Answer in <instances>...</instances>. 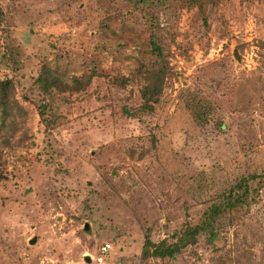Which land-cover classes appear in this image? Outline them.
<instances>
[{
	"label": "rangeland",
	"instance_id": "obj_1",
	"mask_svg": "<svg viewBox=\"0 0 264 264\" xmlns=\"http://www.w3.org/2000/svg\"><path fill=\"white\" fill-rule=\"evenodd\" d=\"M0 2L24 84L6 113L0 106V264H140L146 229L160 240L186 219L197 223L211 186L264 168V0H214L205 12L176 10L173 0L159 7L173 75L143 115L136 0ZM41 62L67 81L93 65L109 72L59 100L49 135L24 97ZM120 76L125 86L114 83ZM194 87L218 102L212 118L226 127L196 125L180 96ZM104 242L114 251L98 263ZM143 264H264V191L241 220H221L214 243L201 237L175 260Z\"/></svg>",
	"mask_w": 264,
	"mask_h": 264
},
{
	"label": "trees",
	"instance_id": "obj_2",
	"mask_svg": "<svg viewBox=\"0 0 264 264\" xmlns=\"http://www.w3.org/2000/svg\"><path fill=\"white\" fill-rule=\"evenodd\" d=\"M173 1L176 10L197 8L201 11L205 10L208 2H214V0ZM167 2L169 0H136L134 4L135 7L141 9L145 20L140 29L142 39L139 42L140 54L136 65V72L145 79V84L140 88L136 107V112L142 115L154 112L156 105L161 102V97L167 87V80L173 75L172 67L160 44L157 32L159 23L155 16V11ZM5 20V10L0 2V71L8 70L6 76L0 79V106L6 113L12 103V95L17 85L24 86V84L21 81L23 72L20 53L10 47L5 39L8 32L4 25ZM204 20H206L205 14ZM175 38L176 33L173 32L172 41H175ZM178 47L181 48V44ZM190 47L189 44L183 48L181 54L189 58ZM100 77H109V72L100 71L93 65L90 71L80 76H73L70 81H67L57 70L41 62L38 70L31 74L30 84L23 90L25 100L35 107V113L42 124V132L49 135L59 124L61 118V114L57 112L59 100L69 101L68 97L85 93ZM127 81L126 76L114 77V83L120 86H125ZM180 96L183 108L194 119L197 126L206 125L210 120H214L217 128L226 127L222 117L212 118L219 104L210 98L211 95L208 97L199 87H194L182 90ZM262 191H264V168L246 170L235 177L228 178L225 184L211 186L208 206L197 223L186 219L179 230L160 240L153 239L152 228L144 231L139 253L140 264L149 260H160L161 262L175 260L178 256H182L189 247L196 245L201 237L209 243H214L220 231L221 220L226 216L231 221L241 220L253 204L258 202ZM113 251L114 246L111 245L106 260Z\"/></svg>",
	"mask_w": 264,
	"mask_h": 264
},
{
	"label": "built area",
	"instance_id": "obj_3",
	"mask_svg": "<svg viewBox=\"0 0 264 264\" xmlns=\"http://www.w3.org/2000/svg\"><path fill=\"white\" fill-rule=\"evenodd\" d=\"M111 249V243L104 242L100 248L99 252L96 257H94V260L98 263H103L106 260L107 255L109 254Z\"/></svg>",
	"mask_w": 264,
	"mask_h": 264
},
{
	"label": "water",
	"instance_id": "obj_4",
	"mask_svg": "<svg viewBox=\"0 0 264 264\" xmlns=\"http://www.w3.org/2000/svg\"><path fill=\"white\" fill-rule=\"evenodd\" d=\"M35 240H36V238L32 239V240H31V243L35 242ZM87 260L89 261L90 258L88 257Z\"/></svg>",
	"mask_w": 264,
	"mask_h": 264
}]
</instances>
